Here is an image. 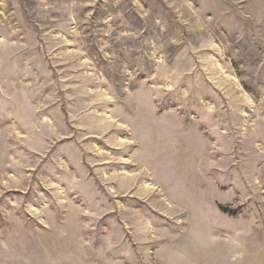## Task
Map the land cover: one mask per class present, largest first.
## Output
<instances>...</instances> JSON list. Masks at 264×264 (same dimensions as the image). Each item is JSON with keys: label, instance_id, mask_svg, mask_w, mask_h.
Returning <instances> with one entry per match:
<instances>
[{"label": "rangeland", "instance_id": "obj_1", "mask_svg": "<svg viewBox=\"0 0 264 264\" xmlns=\"http://www.w3.org/2000/svg\"><path fill=\"white\" fill-rule=\"evenodd\" d=\"M0 264H264V0H0Z\"/></svg>", "mask_w": 264, "mask_h": 264}, {"label": "trees", "instance_id": "obj_2", "mask_svg": "<svg viewBox=\"0 0 264 264\" xmlns=\"http://www.w3.org/2000/svg\"><path fill=\"white\" fill-rule=\"evenodd\" d=\"M221 210H223V211H226V208H224V207H221Z\"/></svg>", "mask_w": 264, "mask_h": 264}]
</instances>
